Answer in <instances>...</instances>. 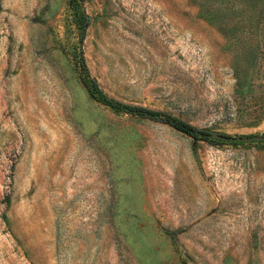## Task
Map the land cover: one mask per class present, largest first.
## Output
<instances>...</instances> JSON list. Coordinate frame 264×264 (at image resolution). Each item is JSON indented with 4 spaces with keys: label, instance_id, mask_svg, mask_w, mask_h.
<instances>
[{
    "label": "rangeland",
    "instance_id": "rangeland-1",
    "mask_svg": "<svg viewBox=\"0 0 264 264\" xmlns=\"http://www.w3.org/2000/svg\"><path fill=\"white\" fill-rule=\"evenodd\" d=\"M262 20L264 0H0V264H264V140L86 84L264 135L236 114Z\"/></svg>",
    "mask_w": 264,
    "mask_h": 264
},
{
    "label": "trees",
    "instance_id": "trees-1",
    "mask_svg": "<svg viewBox=\"0 0 264 264\" xmlns=\"http://www.w3.org/2000/svg\"><path fill=\"white\" fill-rule=\"evenodd\" d=\"M73 1V0H72ZM70 0V2H72ZM77 1V0H75ZM79 21L81 25H85V18L79 13ZM261 24L264 25V20L261 21ZM264 27V26H262ZM86 84L88 86V90L90 94H92L98 101H100L102 104L107 105L115 110H127L132 111L134 113L142 114L144 116H147L149 118H153L156 120H159L172 128L181 131L187 135H190L192 137L201 136L202 138H205L202 136L203 130H200L186 121L180 119L179 117H176L172 114L150 110L143 107L138 106H130L124 103H121L117 100H114L107 95H105L96 85V83L93 80H87ZM241 85L240 81L236 82V87L238 88ZM248 89H251L254 93L252 96L249 97L251 99L250 101L246 100L245 95L243 93L238 92V104L239 106L236 107V114L239 116H248L250 119H260L264 117V78L257 83H253V87L249 88L247 87L246 91Z\"/></svg>",
    "mask_w": 264,
    "mask_h": 264
},
{
    "label": "water",
    "instance_id": "water-1",
    "mask_svg": "<svg viewBox=\"0 0 264 264\" xmlns=\"http://www.w3.org/2000/svg\"><path fill=\"white\" fill-rule=\"evenodd\" d=\"M202 136H204L207 139H212V140H219V141H261L264 140V135H251V136H228L222 133H219L215 130H205L202 133Z\"/></svg>",
    "mask_w": 264,
    "mask_h": 264
}]
</instances>
